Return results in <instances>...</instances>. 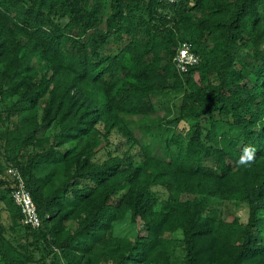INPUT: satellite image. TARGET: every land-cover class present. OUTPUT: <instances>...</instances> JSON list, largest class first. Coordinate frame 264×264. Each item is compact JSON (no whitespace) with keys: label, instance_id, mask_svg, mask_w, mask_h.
Wrapping results in <instances>:
<instances>
[{"label":"trees","instance_id":"obj_1","mask_svg":"<svg viewBox=\"0 0 264 264\" xmlns=\"http://www.w3.org/2000/svg\"><path fill=\"white\" fill-rule=\"evenodd\" d=\"M183 42L199 58L184 71ZM7 95L0 150L41 225L14 231L0 161L16 211L0 264H173L176 232L187 264H264V0H0ZM127 115L152 118L139 140Z\"/></svg>","mask_w":264,"mask_h":264},{"label":"rangeland","instance_id":"obj_2","mask_svg":"<svg viewBox=\"0 0 264 264\" xmlns=\"http://www.w3.org/2000/svg\"><path fill=\"white\" fill-rule=\"evenodd\" d=\"M17 95H13V96H5L2 99H0V109H4L7 108L9 106H11L15 100L17 99ZM160 117H165V109L164 108H157L156 110V114ZM153 115V116H155ZM146 121H152V118L150 116H126L125 117V122L129 124V127L132 128L133 133L138 137L137 139L139 140L141 138V130H140V124L141 123H145ZM128 128L123 126L122 132L126 131ZM55 129L54 127H50L46 134H50L52 135L54 133ZM100 131V130H99ZM105 138L108 139L113 143V144H118L119 139H125V136L122 135L119 136L117 134H113L109 137L105 136L104 138H100V143L101 144H105ZM72 143H75L74 141ZM82 144V143H81ZM126 147V146H125ZM1 149H3V147H1ZM3 151V150H0ZM12 151H8L7 154H11ZM109 152H113V148H112V144L110 145V150H107L106 147H104L103 149L100 150V153L98 154V158L99 159H105L107 157V154ZM159 151L158 149L155 150V154H157ZM6 156L4 154L3 151V155H0V161L2 163V165L4 166V177L8 180L11 179V175L9 173V169L10 164L7 163V161L5 160ZM46 186H48V184H46ZM5 193V199L1 200L0 203V223H2L3 225L9 227L11 225V215L12 213H16L15 209L13 208V206L11 205V203L9 204V194L7 192H5V185L0 184V194ZM207 202L210 204L211 206V214H217V210H222L223 216H225L226 218H231L234 215L240 216L241 220L245 221L247 219V210L245 209V207L243 206H236L232 203L229 202H222L219 201L215 198H207ZM16 221L18 223L17 228L14 230L16 231V233L21 234L23 233V231L25 230V225L22 222L21 217L20 218H16ZM133 225H131L130 227H128V231H133ZM8 232L7 234L9 236H13L12 231H10V229H7ZM121 233H126L127 229L125 228V226L123 228L120 229ZM174 237V245H173V253H172V262L173 264H187V259H186V252L184 250L183 244L181 242V234L179 232H176L173 234ZM45 245V243L43 244ZM31 250H33V254L36 260L40 259V256L43 255V251L39 250L38 248H34V246L30 247ZM32 264H38L36 262H32Z\"/></svg>","mask_w":264,"mask_h":264},{"label":"built area","instance_id":"obj_3","mask_svg":"<svg viewBox=\"0 0 264 264\" xmlns=\"http://www.w3.org/2000/svg\"><path fill=\"white\" fill-rule=\"evenodd\" d=\"M174 61L177 67L184 71L190 65L197 63L199 58L192 51L191 44L189 42H183L178 48ZM9 173L15 182V188L11 192V197L20 209L23 224L32 228H39L41 219L30 192L26 187L23 176L16 167H10Z\"/></svg>","mask_w":264,"mask_h":264},{"label":"clouds","instance_id":"obj_4","mask_svg":"<svg viewBox=\"0 0 264 264\" xmlns=\"http://www.w3.org/2000/svg\"><path fill=\"white\" fill-rule=\"evenodd\" d=\"M255 155L256 153L253 149H245L238 162L242 167L247 168L253 163Z\"/></svg>","mask_w":264,"mask_h":264}]
</instances>
